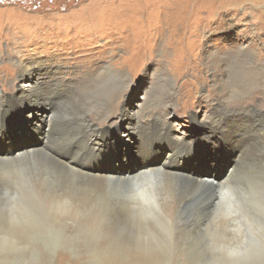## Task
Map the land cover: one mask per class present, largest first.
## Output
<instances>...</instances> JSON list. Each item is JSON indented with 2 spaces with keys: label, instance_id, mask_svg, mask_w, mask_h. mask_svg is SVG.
<instances>
[{
  "label": "rangeland",
  "instance_id": "rangeland-1",
  "mask_svg": "<svg viewBox=\"0 0 264 264\" xmlns=\"http://www.w3.org/2000/svg\"><path fill=\"white\" fill-rule=\"evenodd\" d=\"M30 54L48 59L33 74L41 78L38 85L50 87L52 78L62 77L68 89L85 90L99 125L90 155L79 154L76 140L68 147L63 158L73 165L125 176L156 162L216 183L240 162L236 184L259 186L246 195L264 201V86L258 87L264 85V0H0V95L8 102L0 118L3 155L46 141L49 103L17 97L29 82L20 68ZM84 110V103L66 101L56 115L72 126ZM140 110L144 121L161 114L169 125L155 120L148 129L138 119L131 129L128 115ZM30 111L39 113L28 118ZM215 116L221 118L218 125L210 123ZM0 181L6 184L7 178ZM69 185L63 174L61 181L46 182L41 193ZM5 189L0 187V264H264V255L228 256L235 232L212 215L203 217L208 212L191 209L167 239L157 229H134L115 219L113 207L101 200L92 217L102 229L80 211L44 231L28 215L7 224L19 201L12 203ZM117 189L112 186L105 197L115 199ZM10 227L21 240L6 237Z\"/></svg>",
  "mask_w": 264,
  "mask_h": 264
},
{
  "label": "bare ground",
  "instance_id": "bare-ground-1",
  "mask_svg": "<svg viewBox=\"0 0 264 264\" xmlns=\"http://www.w3.org/2000/svg\"><path fill=\"white\" fill-rule=\"evenodd\" d=\"M30 57L26 64L24 63L20 68L21 74L27 75L29 82L26 85H22V89L20 90L21 95H17V97L21 100H31L35 104L38 101H46L49 103L51 110L48 113L46 112L47 114L45 113L44 116L47 123V130L45 131L47 134L46 141L42 135L44 141L31 148L29 147L30 149L27 148V151L15 152L14 156H11L9 153H6V155L0 154V178L1 176L7 178L6 184L0 181V187L4 185L7 188L4 190V195L13 199L12 203L19 201L18 206L15 205V209L12 210L9 223L7 224H16L17 221H14L16 218L22 221V215H28L30 224L35 229L44 231L49 229L55 230V224H61L65 220H62V216L72 213L77 214V212L81 211V213L87 212L89 218L86 219L92 225L98 224L96 228L102 229L99 226L98 219L94 216L92 217V215L95 214L94 210L101 204V200H103L107 206L113 207V217L115 219L129 221L134 229H157V234L168 239L173 234L172 229H175L187 219L188 212L191 209H197L199 212H208L203 217L212 215V219H219L220 223H223L225 227L234 230L235 240L233 241L232 239L233 243H230L234 247L229 246L225 250L228 256L238 257V255H241V257L253 258L264 255V201L255 203L251 197L246 195L247 192L255 194L260 189L258 185L253 190L252 188L248 189L236 184L240 178V166L242 165L240 162L235 165L233 164L232 168L230 167L231 169L227 170V176L226 174L224 176L221 175L222 177L220 176L221 178H218L215 183L211 181L214 178L209 179L210 181L204 178L199 180L190 174L171 170L168 168L169 164H163L160 167V164L158 166L156 162H153L151 165L155 167L149 168L147 165L139 170H131L125 176H120L116 171H113L114 173L112 172V174L102 171H99V174H97L98 172L84 171L80 167H77V165H73L71 158L67 157L68 159H64L63 156L67 154L68 147L76 146L73 143L75 140L78 143L79 154L82 153L83 156L90 155L93 150L92 144L95 142L93 134L99 125L93 121L90 115V111L88 110L89 105L85 98V90L68 89L66 87L68 82L62 80V77L61 79L52 78L54 79L53 86L42 87L43 85H38L37 82L41 78L33 77V74H35L36 67L40 70L39 73L43 71L44 65L39 66V64L48 59L35 56L34 54H30ZM30 66L31 69L29 70ZM32 66L35 67L33 72ZM45 68L46 73L52 72L47 67ZM61 80L64 82H60ZM66 101L76 104L84 103L85 105V110L79 118L80 122L72 126L68 123V119L60 118L56 115L58 105ZM7 104L8 102L5 103L0 95V118L1 115H5L7 112V109H5ZM141 111L128 115V120H131L132 124L131 129L135 130L138 119L141 120L140 122H144L143 126L148 129L154 127L155 120H158L161 126L169 125L163 120L161 114H154L150 120L144 121L141 118L144 116ZM38 113L37 111H30L27 117L32 118ZM220 120L221 118L215 116L210 123L218 125ZM174 135L173 139L179 140L178 136ZM142 147H140V151H144ZM249 151V149L245 151L240 156V160ZM170 153L173 156L172 148L168 154ZM63 174L70 181L68 188L58 189L51 194L41 193V189L46 182L50 180L54 181L55 179L56 181H61ZM112 186L118 187L116 191H113L117 196L115 199L109 201L105 197V194L112 191ZM8 211L6 212L8 213ZM154 220L155 224L152 225L150 221ZM11 228L6 237L12 241L21 240L19 236H16L17 231L14 232V228ZM148 236L150 235L148 234ZM148 242L151 243V239Z\"/></svg>",
  "mask_w": 264,
  "mask_h": 264
},
{
  "label": "clouds",
  "instance_id": "clouds-1",
  "mask_svg": "<svg viewBox=\"0 0 264 264\" xmlns=\"http://www.w3.org/2000/svg\"><path fill=\"white\" fill-rule=\"evenodd\" d=\"M237 54H239V53L237 52ZM260 75H261L262 77H264V71H262V72L260 73ZM260 86H264V85H258V87H260ZM232 93H233V92H230V93H229V96H231ZM237 98L239 99L240 97L237 96Z\"/></svg>",
  "mask_w": 264,
  "mask_h": 264
}]
</instances>
